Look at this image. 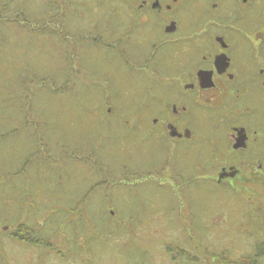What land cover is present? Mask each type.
I'll list each match as a JSON object with an SVG mask.
<instances>
[{
    "label": "rangeland",
    "instance_id": "obj_1",
    "mask_svg": "<svg viewBox=\"0 0 264 264\" xmlns=\"http://www.w3.org/2000/svg\"><path fill=\"white\" fill-rule=\"evenodd\" d=\"M113 1L101 8L116 15ZM95 7L92 0H11L0 8V225L31 213L56 214V226L79 223L97 264H192L177 248L200 256L203 244L214 249L210 259H254L247 230L202 229L203 216L228 212L214 203L220 193L230 197L222 185L192 180L190 170L173 181L152 166L144 132L124 121L131 65L118 45L91 44ZM7 233L0 226V264H56ZM82 255L63 264L90 261ZM257 259L264 264V252Z\"/></svg>",
    "mask_w": 264,
    "mask_h": 264
},
{
    "label": "flooded vegetation",
    "instance_id": "obj_2",
    "mask_svg": "<svg viewBox=\"0 0 264 264\" xmlns=\"http://www.w3.org/2000/svg\"><path fill=\"white\" fill-rule=\"evenodd\" d=\"M104 1L92 0L96 7L90 39L101 47L118 45L121 59L135 74L124 75V121L144 132L158 173L175 181L190 170L196 174L192 180L227 190L229 199L221 200L220 193L214 203L228 212L212 216L217 219L213 224V213L203 216L202 229L247 230L257 258L264 252V0H114L116 15L101 8ZM10 3L0 8L6 10ZM114 31L116 41L110 37ZM93 115L100 116V111ZM42 200L28 201L33 205ZM55 217L31 213L21 222L0 226L9 238L30 248L32 256L44 259L51 253L49 258L63 264L79 255L85 259V253L91 258L86 264H97L79 223L56 226ZM201 248L200 256L181 247L175 251L185 254V263L224 262L221 256L210 259L214 249ZM240 259L234 258L238 264Z\"/></svg>",
    "mask_w": 264,
    "mask_h": 264
},
{
    "label": "trees",
    "instance_id": "obj_3",
    "mask_svg": "<svg viewBox=\"0 0 264 264\" xmlns=\"http://www.w3.org/2000/svg\"><path fill=\"white\" fill-rule=\"evenodd\" d=\"M258 259L256 258V260L255 259H250V261H248L247 263L245 262V264H257L258 263ZM221 264H230L229 262H227V261H224L223 263H221ZM240 264H242V261H241V263Z\"/></svg>",
    "mask_w": 264,
    "mask_h": 264
}]
</instances>
